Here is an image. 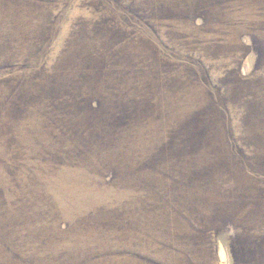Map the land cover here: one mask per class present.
I'll return each instance as SVG.
<instances>
[{
	"label": "rangeland",
	"instance_id": "1",
	"mask_svg": "<svg viewBox=\"0 0 264 264\" xmlns=\"http://www.w3.org/2000/svg\"><path fill=\"white\" fill-rule=\"evenodd\" d=\"M0 264H264V0H0Z\"/></svg>",
	"mask_w": 264,
	"mask_h": 264
}]
</instances>
